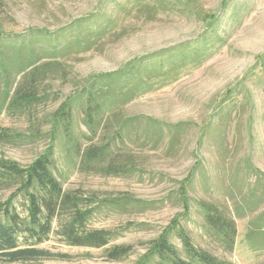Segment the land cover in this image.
<instances>
[{"label":"rangeland","instance_id":"obj_1","mask_svg":"<svg viewBox=\"0 0 264 264\" xmlns=\"http://www.w3.org/2000/svg\"><path fill=\"white\" fill-rule=\"evenodd\" d=\"M20 37L35 42L37 64L52 70L43 104L0 111V158L24 167L55 144L54 174L64 190L126 195L141 206L89 220L91 229L115 232L108 245L70 246L52 233L33 245L48 257L25 264H143L175 221L220 259L264 264V179L255 191L254 172L264 174V0H0L7 64L17 60ZM8 72L0 69V87L12 90L23 74ZM90 94L106 104L92 143L116 138L111 156L132 162L126 175L80 172L76 155L59 144L53 112L70 100L76 130L89 136L83 109ZM11 192L0 190V201ZM199 201L219 204L234 220L231 253L204 234ZM15 205L25 215L22 199ZM120 246L128 253L109 258Z\"/></svg>","mask_w":264,"mask_h":264},{"label":"trees","instance_id":"obj_2","mask_svg":"<svg viewBox=\"0 0 264 264\" xmlns=\"http://www.w3.org/2000/svg\"><path fill=\"white\" fill-rule=\"evenodd\" d=\"M16 42H19L18 48L12 52L16 53L15 63L7 64L10 54L7 59H0L1 72L9 74L8 68L11 66L23 74L12 90L0 87V111L12 114L28 112L45 102L41 86L52 70L50 63L37 64L41 51L40 48L32 50L35 45L33 40L20 37ZM259 61L262 63L263 60L260 58ZM153 76L151 70L145 74V78L149 80ZM127 91V95L131 93V90ZM105 107L104 102L101 104L93 100L91 94L88 96L83 109V125L90 131L88 136L81 130H76L77 122L70 100L59 105L52 115L57 136L61 140L59 144L69 154L76 155L80 172H97L104 176L126 175L132 162L127 159L119 162L111 156L116 138L92 143L91 135H95ZM0 137H6V134H0ZM56 148L57 145H52L24 167L15 161L0 158V190H12L5 200L0 201V264H25L48 257V252L33 248V245L44 242L52 233L70 246L102 248L116 237L115 232L91 229L88 227L89 220L106 210L127 213L141 208L137 200L126 195L98 198L94 193L64 190L54 174ZM254 172L257 174L256 191L257 186L263 184L264 174L256 169ZM248 193L253 197L252 190ZM261 193L264 195V189ZM18 199H22L25 215L17 211L15 203ZM197 208L206 237L222 252L231 253L235 246L237 228L228 211L210 201L197 202ZM173 238L181 244V252L176 248ZM128 251L124 246L114 247L108 252V257L118 260ZM143 264L231 263L196 247L189 231L180 221H175L151 243Z\"/></svg>","mask_w":264,"mask_h":264}]
</instances>
